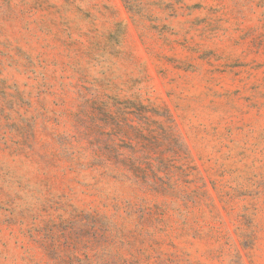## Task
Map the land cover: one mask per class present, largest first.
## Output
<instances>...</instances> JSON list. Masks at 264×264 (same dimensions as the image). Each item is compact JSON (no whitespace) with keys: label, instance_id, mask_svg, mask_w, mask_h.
Listing matches in <instances>:
<instances>
[{"label":"rangeland","instance_id":"obj_1","mask_svg":"<svg viewBox=\"0 0 264 264\" xmlns=\"http://www.w3.org/2000/svg\"><path fill=\"white\" fill-rule=\"evenodd\" d=\"M0 264H264V0H0Z\"/></svg>","mask_w":264,"mask_h":264}]
</instances>
